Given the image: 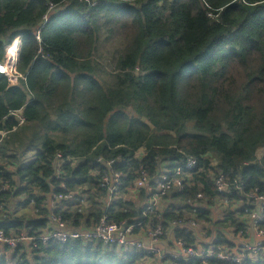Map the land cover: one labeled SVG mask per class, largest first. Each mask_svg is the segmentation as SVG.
Returning a JSON list of instances; mask_svg holds the SVG:
<instances>
[{
	"label": "trees",
	"instance_id": "trees-1",
	"mask_svg": "<svg viewBox=\"0 0 264 264\" xmlns=\"http://www.w3.org/2000/svg\"><path fill=\"white\" fill-rule=\"evenodd\" d=\"M17 38L16 71L24 79L12 86L0 75V232L34 239L50 228L52 216L70 229L92 228L91 221L107 217L135 225V233L149 222L171 231L170 223L193 214L205 227L213 223L250 239L242 219L252 208L234 207L213 222L208 208L177 203L200 194L205 201L197 204L204 207L264 197V155L257 157L264 150V0H0V64ZM57 155L65 159L61 173ZM190 158L197 161L196 169L184 172L191 184L163 198L170 207L144 215L135 200L147 203L148 188L155 186L135 190L138 173L154 180L164 162L184 165ZM218 171L229 184L241 182V190L233 186L229 196L219 195ZM115 174L122 175L118 193L134 201H109V188L102 185L104 179L114 185ZM53 195L74 198L55 211ZM18 198L24 199L22 211L30 209L35 218L5 210ZM257 228L264 230V223ZM174 236L190 246L197 242L185 229ZM30 246L5 247L0 264L150 259L144 251L102 242ZM214 246L235 248L221 235Z\"/></svg>",
	"mask_w": 264,
	"mask_h": 264
},
{
	"label": "built area",
	"instance_id": "built-area-1",
	"mask_svg": "<svg viewBox=\"0 0 264 264\" xmlns=\"http://www.w3.org/2000/svg\"><path fill=\"white\" fill-rule=\"evenodd\" d=\"M90 7L95 6L96 1L89 3ZM47 18H44V24L47 23ZM36 39L41 41L40 32L37 33ZM20 45L21 38H17L6 50L4 62L0 64V75L6 76L9 80V84L12 86L19 85V81L24 79L23 76H20L16 67L19 62L20 54ZM12 116L19 119V125L24 124L19 112H14ZM138 159H141L144 154L138 152L136 154ZM99 163H104L103 159L98 160ZM65 165V159L62 155H57L56 157V172L61 173L62 167ZM108 166L112 167V162L108 163ZM197 161L194 158H190L186 164H181L178 162H164L161 165L159 175L156 179H150L149 175L145 171L138 173V179L135 182L134 189L146 188L147 183H153L155 188H148V191L152 194L150 200L145 203L143 207L144 215L151 214L153 210L159 208V198L166 197L173 190L182 191L184 187L188 184H191L192 178H189L184 175L185 171H193L196 169ZM115 179L113 181L114 185H110L108 179H104L103 187L109 188L110 197L118 196V186H120V178L122 175L115 174ZM184 178V179H183ZM215 186L219 195L226 194L229 196L231 194V187L236 186L238 190H241L242 183L235 180L233 184H229L221 171H218V174L214 177ZM61 189H66L65 184L61 185ZM6 191V188L2 190ZM223 196V195H222ZM134 196H129L126 201L133 200ZM69 199V200H68ZM62 200H71L70 196L66 195H53V198L50 202V206L56 210L57 205L56 201ZM205 201V198L200 194L197 196L195 201H185L178 202L177 208H187L191 207L194 209H203L197 203ZM222 206L228 208L231 203L229 200H218ZM84 203V201H82ZM171 202L166 204V207H170ZM244 208H251L250 204H240ZM253 211H246L248 222L252 225V228L257 237L256 240L245 239L242 233L234 236L232 241H235V248H224L214 246V243H203L208 239L201 240L195 235V232L198 231L201 237H204V229H200L196 223H190L187 225H182L181 222L170 223L171 231L174 239V232L179 229H185L189 233H193L196 236V241L198 245H187L183 240H175L173 242L172 249L168 252L166 259L170 261L184 262L190 264L193 261L199 262L198 264H208V260H218L223 264H252L259 260L264 262V230L257 231L254 229V224L261 225L264 223V197H261L257 200L256 206ZM150 212V213H149ZM141 227V224L138 225ZM83 227L75 228L74 230H66V226L60 217L52 216L51 217V226L45 230L42 234L38 235L34 239H29L26 235H20L16 238L5 237L3 233L0 232V258L5 256L6 250L5 247L15 248L19 245L26 244L30 246L32 242L33 247L37 248V243H41L46 246L50 242H59L66 244L69 242L81 241L83 244L91 242H102L105 246L118 247V248H133L139 251L147 252L152 255L153 247H158V243L163 235V227H156L152 231H149L147 237H143V234L132 235V231L135 229L134 226H125L124 224L109 223L108 218H102L98 224L93 226L91 229H84ZM140 238L143 240L141 241ZM262 238V239H261ZM210 239V238H209ZM230 241V240H229ZM230 241V242H232ZM31 247V246H30ZM32 249V248H31ZM158 249V248H157ZM159 251V250H158ZM193 264V263H192Z\"/></svg>",
	"mask_w": 264,
	"mask_h": 264
},
{
	"label": "rangeland",
	"instance_id": "rangeland-1",
	"mask_svg": "<svg viewBox=\"0 0 264 264\" xmlns=\"http://www.w3.org/2000/svg\"><path fill=\"white\" fill-rule=\"evenodd\" d=\"M24 120V119H23ZM24 124H25V121H24ZM23 124V125H24ZM192 127L193 125L192 124H189V128H190V131H192ZM5 135V133L3 134V136ZM264 155V150H261L260 152H258L257 154V157L258 158H261L262 156ZM99 159H103V161L105 162V159L103 157H99L97 159V162ZM212 160H216L215 157H212ZM214 163H216V161H213ZM223 196H226V194H221ZM130 195L128 194H125V195H122L120 193H118V196L115 197V198H112L110 197L109 201L110 202H116L118 200H122L123 202H125L128 198H129ZM24 199H17L15 201H13L11 204L9 205H6V208L5 210H8L9 213H12L13 211L17 210V212H20L19 214L22 215V214H27L26 216H30V217H34L35 218V214H33V211H31L30 209H26V210H23L22 211V208H20L19 204L23 202ZM251 202V201H250ZM237 207L240 206V202L239 203H236ZM5 206V205H4ZM142 207L145 206V202H143L141 204ZM201 208H204L203 205H199ZM221 206V205H219ZM251 208H255L256 206V202H253L252 204H250ZM222 207V206H221ZM211 211L214 212L215 214H217V212H221L222 214V217H223V211L221 210V208H217V209H214V208H211ZM37 217V216H36ZM91 226H95L96 223L94 224L93 221H91ZM116 224H120V223H116ZM158 226L151 224V222H149L147 225H146V228L144 229V232H147L149 233V231H152L154 228H156ZM217 226H214L213 223H208L207 224V227L208 230L211 229H215ZM226 233V232H225ZM148 235L146 233H143V237H147ZM233 234H229L227 235V238L232 241L233 238ZM167 237H168V231L165 230V228H163V235L160 239V242L158 243V247H153V252H152V255H150V259L149 258H146L144 261H141L139 264H164L167 256H166V253L168 252L169 250V245L167 244L166 240H167ZM159 247H162V251H158Z\"/></svg>",
	"mask_w": 264,
	"mask_h": 264
},
{
	"label": "crops",
	"instance_id": "crops-1",
	"mask_svg": "<svg viewBox=\"0 0 264 264\" xmlns=\"http://www.w3.org/2000/svg\"><path fill=\"white\" fill-rule=\"evenodd\" d=\"M135 197V196H134ZM133 201H134V199H133ZM135 202H138L139 203V205H141L143 202H141L140 201V199L139 198H136V200H135ZM206 202H208V201H206ZM166 203H168V202H161L160 203V208L163 206V207H165V205H166ZM219 205H221V203H218V205L217 204H215L214 202H212V207H204L203 209H206V208H208L210 211H211V208H214V209H217V208H221V210L223 211V217H222V214H221V212H217V214H215L214 212H212V218H213V222H219V221H222V220H224V218H225V216L227 215V213L229 212H235L234 211V207H237L236 205L237 204H234V203H231V205L228 207V208H226V207H224V206H219ZM162 207V208H163ZM161 208V209H162ZM243 207H242V205H240L239 207H237L236 209V211H238L239 209H242ZM191 216H189L188 218H190ZM185 220H187L188 221V219H185ZM243 221H246V225H248V227H249V230H248V237L251 239V240H256L257 239V237H256V235H255V232H254V230H253V228H251V224H250V222H248V218L246 217V219H242ZM207 227V226H206ZM204 225H202V222H201V229H204V233L203 234H205V236L204 237H201L200 235H199V233H198V231L197 232H195V235L201 240V242H202V239L204 240V239H208L206 242H203V243H210V244H212V243H215L216 242V240L219 238V236L221 235L222 236V238L224 239V237H225V239L226 240H228L229 241V239L227 238V235H229V234H233V231H230L228 228H219L218 226L215 228V229H213V230H211V229H209V231H208V233H207V235H206V232L207 231H205V230H208V228H206ZM226 232V233H225ZM234 235V234H233ZM209 236V237H208ZM235 236V235H234ZM233 236V237H234ZM210 238V239H209ZM166 242H167V244L169 245V250H168V252L172 249V246H173V242H174V239H173V234H172V232H170V231H168V237H167V240H166ZM232 243L235 245V241L233 240L232 241ZM236 246V245H235ZM159 249V251H162V247H159L158 248ZM168 252L166 253V256H168L167 254H168ZM260 261V260H259ZM258 262V261H257ZM263 262V261H262Z\"/></svg>",
	"mask_w": 264,
	"mask_h": 264
},
{
	"label": "bare ground",
	"instance_id": "bare-ground-1",
	"mask_svg": "<svg viewBox=\"0 0 264 264\" xmlns=\"http://www.w3.org/2000/svg\"><path fill=\"white\" fill-rule=\"evenodd\" d=\"M147 186V185H146ZM63 191H65L66 192V189H62ZM110 194V193H109ZM135 194V193H134ZM151 194V193H150ZM58 196V195H57ZM66 196H68V195H66ZM111 196V195H110ZM71 197V200L74 198L73 196H70ZM151 197H152V194H151ZM163 198H165V197H161V198H159V204H158V206H159V208H160V203H161V201L163 200ZM63 201V200H62ZM62 201H56L55 202V204L57 205V210H59L60 209V202H62ZM56 211V210H55ZM108 221H109V223H111V224H113V222H111L109 219H108ZM185 222H182L181 221V224L182 225H187V224H190V223H196L198 226H199V228L201 229V221H200V219L198 218V216H195V215H193L192 214V216L189 218V220L187 221V220H184ZM99 223V222H98ZM97 223V224H98ZM122 224H124L125 226H133V225H127L126 224V222H122ZM64 225L66 226V230H74V229H70V228H68L67 227V225L64 223ZM156 226H158V227H163V223H161V224H156ZM257 226H258V224H254V229H257V231H260V232H262L261 230H259V228H257ZM134 227L136 228V226L134 225ZM84 229H91V228H82V230H84ZM135 230V229H134ZM132 231V235H137V234H143V233H146L147 235L149 234V233H147V232H143L142 230H140L138 233H135V231ZM1 233H3V232H1ZM4 234V233H3ZM21 235H25V234H21ZM4 236L5 237H7L5 234H4ZM26 236H28L29 237V235H26ZM9 238H13V237H9ZM14 238H16V237H14ZM262 238H264V236H262ZM261 238V239H262ZM29 239H31L30 237H29ZM140 240L142 241L143 239L142 238H140ZM69 242V241H68ZM30 244L31 245H33L32 244V242H30ZM195 245H198V243L196 242V244ZM194 245V246H195ZM133 248H131V250H132ZM133 250H136V249H133ZM139 251V250H138ZM145 253H147V252H145ZM147 255H150V254H148L147 253ZM175 262V261H174ZM179 262H181V261H178V263Z\"/></svg>",
	"mask_w": 264,
	"mask_h": 264
}]
</instances>
